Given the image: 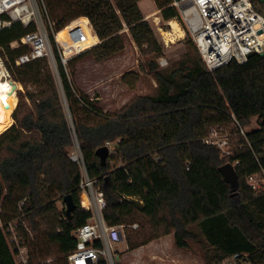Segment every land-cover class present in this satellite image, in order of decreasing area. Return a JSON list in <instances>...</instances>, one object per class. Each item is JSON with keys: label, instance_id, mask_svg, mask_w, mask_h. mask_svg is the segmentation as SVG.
I'll list each match as a JSON object with an SVG mask.
<instances>
[{"label": "trees", "instance_id": "trees-1", "mask_svg": "<svg viewBox=\"0 0 264 264\" xmlns=\"http://www.w3.org/2000/svg\"><path fill=\"white\" fill-rule=\"evenodd\" d=\"M139 1L74 0L73 14L55 17L59 38L48 29L56 66L50 56L16 64L31 49L19 41L36 29L35 23L16 21L0 30V55L22 84L16 91L14 121L0 133V264H15L7 232L13 220L28 247L29 264H69L67 254L76 247L73 231L91 216L81 205V167L70 158L74 146L80 148L89 175L104 187L106 222L139 223L127 231L130 248L174 233L179 247L196 241L205 264H221L235 254L264 264V192L257 194L246 181L248 173L258 170L253 154H236L242 164L237 167L239 192L232 196L219 170V149L203 141L211 125L230 122L234 113L242 124L253 117L261 122L249 136L256 151L262 150L264 56L253 53L244 64L232 60L211 71L191 38V57L162 70L157 61L162 46ZM155 1L163 17L177 18L191 37L171 0ZM251 2L264 15V0ZM124 25L157 86L153 93L135 95L121 108L106 111L93 99L77 96L66 67L88 54L103 61L122 52ZM69 35L77 39L75 48L90 47L67 57L69 45L63 50L59 43L69 44ZM122 79L135 88L139 74L131 70ZM118 140L117 152L103 164L96 150ZM112 159L121 164L112 168ZM66 194L77 204L70 214L56 203ZM48 244L55 245L54 254H43Z\"/></svg>", "mask_w": 264, "mask_h": 264}, {"label": "built area", "instance_id": "built-area-1", "mask_svg": "<svg viewBox=\"0 0 264 264\" xmlns=\"http://www.w3.org/2000/svg\"><path fill=\"white\" fill-rule=\"evenodd\" d=\"M170 5L179 10L211 71L232 60L244 64L251 54L263 51L264 15L255 9L251 0H171ZM47 18L44 0H0V30L10 27L16 21L24 26L31 23L36 26L34 31L27 32L20 38L19 42L29 45L31 49L16 59L17 65L51 55ZM160 30L165 43L172 41L167 36L168 30ZM63 60L66 63L67 58L64 57ZM159 62L162 66L167 64L163 57ZM0 63L4 66L2 77L17 82L12 78L1 55ZM254 124L256 126L250 128L232 113L230 122L211 125L203 141L216 146L220 151L219 158L223 163H230L236 171L242 164L241 158L236 154L250 150L258 170L248 173L246 181L252 190L260 194L264 192V146L260 152L254 148V141L249 133L261 128V122L256 118ZM229 125L232 126L231 129ZM117 142L119 140L105 143L109 147L110 156L117 152ZM77 149V152L70 154V158L81 167L79 187L83 201L87 204L84 208L91 212V216L83 226L73 231L76 247L68 252L67 261L69 264H97L100 261L117 264L114 243L125 239L127 227L137 229L139 223L111 225L106 222L104 187L97 178L89 175L83 154L79 147ZM155 157L159 160V156ZM7 232L10 234L15 264H29V250L16 230V220L8 223ZM234 257L237 258L238 254Z\"/></svg>", "mask_w": 264, "mask_h": 264}, {"label": "rangeland", "instance_id": "rangeland-1", "mask_svg": "<svg viewBox=\"0 0 264 264\" xmlns=\"http://www.w3.org/2000/svg\"><path fill=\"white\" fill-rule=\"evenodd\" d=\"M74 5V0H44V7L46 8L48 17L46 22L48 25L47 28L55 30L57 22L55 18L56 15L60 16L62 13L73 14V12H75ZM139 6L143 12L144 18L152 26L154 33L162 46V51L158 54L157 61L159 62L160 58L163 57L167 64L165 66H162L159 62V68L162 70H167L172 66L180 65L183 60H187L188 58H190L193 54V51L190 48V40L191 38L193 39V36L190 33L191 37H189L187 29L184 27V25L181 24L177 18L165 19L162 15V9L158 7L155 0H140ZM77 21L71 23L70 31L74 30L73 25ZM172 21H177L178 24L180 23L179 25L182 30H176V32H174L173 27L171 26ZM87 24H89L88 21ZM124 26L125 27L122 30V35L125 43V48L122 52L103 61H98L91 54H88L79 60H75L71 64V66L69 65L66 67V71L70 74L73 85L78 91L77 96H81L82 98V96L85 95L90 99H93V102L97 106L103 108L106 111H114L121 108L135 95L153 93L157 86V81L153 73L148 71L147 69L145 55L141 53L140 49L136 45L135 41L132 38V35L128 31L127 25ZM160 28L168 30L169 32H173L171 34H167V36H170L173 40L169 41V43H165ZM59 33L60 32L55 30V37L57 39L59 38ZM93 33L95 32L93 31ZM69 36V44H66L65 42L63 43L62 40H60L61 43L57 41L60 45V48H62L63 50L69 45L68 48H70V54L67 55V57L76 54L80 50L86 49V47H90L89 45L82 49L78 47L75 48L74 45L77 44V39L73 38L71 35ZM50 49L52 48L50 47ZM131 70L139 74V80L135 88H130V86L122 79L123 74ZM18 99L19 98L16 92V105ZM256 118L257 117H253L251 122L248 123V126L250 128L256 126L254 124ZM231 128L232 126L229 125V129ZM2 131H0V133ZM77 150L78 149L76 146L72 147L70 154H74L75 152H77ZM109 163L110 166L114 168L120 165L121 161L118 159H112L109 161ZM80 196L81 205L84 207L87 204H85V200L83 201L84 197L82 193L80 194ZM56 203L60 210L66 208L63 200L57 199ZM129 229H131V227H127L126 237L128 236L127 231ZM8 240L10 242V235H8ZM194 243L197 244L196 246L200 252V256L202 257L203 252L200 245L198 246V243L196 241ZM126 246L127 243L125 241L114 243V250L117 253L116 261H119V252L124 250ZM54 251L55 245L48 244V246H46L45 250L43 251V254H54ZM235 258L236 257H230L228 259H224L221 264H237L238 262L239 264H251V262L246 258ZM201 264H205L204 260L201 262Z\"/></svg>", "mask_w": 264, "mask_h": 264}, {"label": "crops", "instance_id": "crops-1", "mask_svg": "<svg viewBox=\"0 0 264 264\" xmlns=\"http://www.w3.org/2000/svg\"><path fill=\"white\" fill-rule=\"evenodd\" d=\"M122 241H125L127 246L119 252L117 264H201L204 260V255L200 256L193 240H188L187 247H179L174 233L162 235L133 248H130L127 237Z\"/></svg>", "mask_w": 264, "mask_h": 264}, {"label": "water", "instance_id": "water-1", "mask_svg": "<svg viewBox=\"0 0 264 264\" xmlns=\"http://www.w3.org/2000/svg\"><path fill=\"white\" fill-rule=\"evenodd\" d=\"M50 54H51L50 57L52 59V62L54 64V66H56V59L54 57L52 49H50ZM260 54L264 56V47H263V51ZM16 88H17V84H16V82H14L12 90L15 91ZM64 101H65V105H66L68 115L71 119L70 108L68 106L67 99H66L65 95H64ZM6 106H9V104H6ZM96 154L101 159V162L103 164H105L107 162L108 158L110 157L109 147L107 145H103V146L99 147L96 150ZM219 170L223 174L225 181L230 184V187H231L230 190H231L232 196L236 195L238 193V187H239V183H240L239 176H238L236 169L230 163H225V164H222L219 166ZM63 201L65 203V207H66L65 209H66L67 214H70L77 207V204L74 201L72 194H66L63 197Z\"/></svg>", "mask_w": 264, "mask_h": 264}, {"label": "bare ground", "instance_id": "bare-ground-1", "mask_svg": "<svg viewBox=\"0 0 264 264\" xmlns=\"http://www.w3.org/2000/svg\"><path fill=\"white\" fill-rule=\"evenodd\" d=\"M171 25L174 32H176V30H182L177 21H172ZM171 33L173 32H169V34ZM3 71L4 66L0 63V131L6 129L10 126V124H12V112L16 105V90L22 87L20 82H16L17 88L13 91L12 88L14 82L12 83L10 80L3 78ZM6 104H9V106H6Z\"/></svg>", "mask_w": 264, "mask_h": 264}]
</instances>
